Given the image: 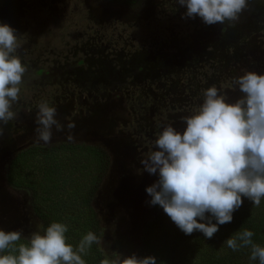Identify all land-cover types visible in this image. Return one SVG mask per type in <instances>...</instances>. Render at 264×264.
Wrapping results in <instances>:
<instances>
[{
    "label": "flooded vegetation",
    "instance_id": "flooded-vegetation-1",
    "mask_svg": "<svg viewBox=\"0 0 264 264\" xmlns=\"http://www.w3.org/2000/svg\"><path fill=\"white\" fill-rule=\"evenodd\" d=\"M68 1L0 0V24L16 30L22 43L16 54L27 69L23 82L32 79L27 86L36 94L24 115L21 99L13 105L16 117L8 124L26 131L18 117L35 121L42 101L56 108L64 126L84 112L97 118L63 132L53 128L49 145L39 144L31 128L30 147L74 145L67 139L73 134L72 140L80 141L75 145L102 149L109 136L116 141L114 161L119 160L109 169L130 166L134 172L156 150L154 141L165 126L183 130V118L194 114L204 90L215 86L233 102L235 78L246 71L264 74V0H248L238 21L211 26L198 17L182 18L186 8L176 0H78L85 10L83 28L63 35L60 46L39 48L28 29L31 21L39 12L64 15ZM112 113L120 121L113 117L103 123L104 114ZM6 126L1 141L7 139Z\"/></svg>",
    "mask_w": 264,
    "mask_h": 264
},
{
    "label": "clouds",
    "instance_id": "clouds-1",
    "mask_svg": "<svg viewBox=\"0 0 264 264\" xmlns=\"http://www.w3.org/2000/svg\"><path fill=\"white\" fill-rule=\"evenodd\" d=\"M186 8L182 18L197 17L205 25L235 22L248 7V0H176ZM15 29L0 24V135L15 119L13 105L19 101L23 77L27 71L16 54L19 48ZM242 95L228 102L215 86L203 92V102L194 114L184 117L183 130L167 125L157 134L156 150L142 159L144 170L158 180L146 188L151 205H159L185 234L194 231L211 239L219 226L231 223L233 213L247 198L259 207L264 198V74L246 71L234 79ZM55 107L47 101L38 104L34 129L38 141L51 143L53 128L64 131ZM74 129L75 124L67 125ZM67 139L71 141L70 134ZM209 214V215H206ZM215 220V223H213ZM204 221V222H199ZM68 228L51 223L43 234L33 232L28 243L20 231L0 230V264H85L92 244L100 238L88 232L76 250L66 243ZM254 233L244 229L225 243L233 251L251 248V259L264 264V247L252 240ZM17 254H13L16 253ZM100 264H157L154 256H123L115 253Z\"/></svg>",
    "mask_w": 264,
    "mask_h": 264
},
{
    "label": "trees",
    "instance_id": "trees-1",
    "mask_svg": "<svg viewBox=\"0 0 264 264\" xmlns=\"http://www.w3.org/2000/svg\"><path fill=\"white\" fill-rule=\"evenodd\" d=\"M77 157L80 158L79 161ZM78 163H82L80 170L84 169L87 179H73ZM110 163L106 152L99 147L64 143L51 147L32 146L29 150L13 156L5 169L9 186L24 189L29 195V204H32L31 208L33 207L40 224L38 228L42 232L53 222L62 223L65 219H70L72 227L65 233L66 243L76 250L80 240L88 232L95 233L101 240L98 212L93 209L92 201L95 191L109 173ZM67 185L70 189H65ZM41 194L45 202L47 195L64 196L58 202L54 198L53 204L46 208L43 201H40ZM64 204L69 207L68 212L60 215L59 210ZM54 206H58L56 212L52 210ZM164 216L163 223L154 225L147 231L146 237L143 235L141 238L138 257L154 256L157 264H259L258 259L250 258V247L233 251L227 247L225 241L248 229L254 233L253 242L264 247V198L261 199L259 207L253 206L251 201L244 198L243 205L233 213L232 222L220 225L219 233L217 236L214 234L211 239H206L199 231L185 235L166 213ZM165 226L167 229H164ZM21 242L27 244L28 240L21 239L17 246ZM100 244H92L86 254H81L85 264H100L101 260L109 258L102 252ZM0 254H8V250ZM13 254L18 255V252ZM193 255L194 258L191 257Z\"/></svg>",
    "mask_w": 264,
    "mask_h": 264
},
{
    "label": "rangeland",
    "instance_id": "rangeland-1",
    "mask_svg": "<svg viewBox=\"0 0 264 264\" xmlns=\"http://www.w3.org/2000/svg\"><path fill=\"white\" fill-rule=\"evenodd\" d=\"M82 8L84 7L80 1L71 0L65 3L64 7H62V11L65 12L64 15L54 16L48 12H39L35 20L31 21L30 27L28 28L30 33L35 36L37 46L41 49L49 50L53 46H60L62 44L60 39L63 35L69 32L74 34L80 31L84 26V22L80 20L85 13V10H81ZM38 11L39 10H37V12ZM31 17L32 16L30 15L28 18ZM18 44L19 46H22L19 39ZM24 79L25 76L23 77V81ZM35 81L38 82V78H36ZM26 83L27 85H30L32 79H26ZM27 85H25L24 82L22 83L19 98V100L21 99L22 106H26L23 107V115L25 111L30 109L26 104L30 103V99H33V97L36 96L35 92L29 89ZM233 88L235 90L232 94L234 102L239 98L238 95H242V93H240L238 86L235 84ZM89 117L90 115L87 112H84L76 118H73L76 119L75 122H73V119L71 118V123L80 124L86 119H89ZM113 117L120 121L118 114L112 113L104 114L103 118H105V120H103V123L108 122V120H111ZM96 119L95 115H91L89 120L95 121ZM28 120H30V118L21 121L20 116L17 119V123L20 127L28 126L26 131L18 132V126L15 127L8 124L9 132L7 139L5 138L4 141H1L2 137L0 135V230L5 232L20 231L22 234L21 239L23 240L30 238L33 232L40 231L41 234H43V232L38 228V226L40 227V224L34 215V211L32 210L33 207L31 208L32 204H29V195L24 189H17L9 186L7 183L5 167L7 163L10 162L12 154H19L29 150V147L32 144L31 139H33V136L31 135V128L33 132L37 125L35 121L31 120L27 122ZM113 123L118 124L119 122ZM120 124L123 125V122L121 121ZM104 137L106 142L108 139V144H103L102 150L106 152L107 159H110L111 163L113 161V163L118 165L119 160L115 159L114 161L113 156V152L116 150V145H114L116 141L109 136ZM10 138L12 139L10 140ZM15 138V142L12 143V140ZM52 141L53 140H51V142ZM77 141L71 140L70 142L76 144ZM38 142L41 145L50 144H44L42 141ZM81 143H83V141ZM77 158L74 160L77 161ZM79 160L80 158H78V161ZM81 165L82 163H78L77 168L75 167L73 174H75L76 171L77 173L73 176V179H78V177H80L81 180L83 177L87 179V174L84 169L80 170ZM131 165L134 166L136 164L132 162ZM129 169L130 166H128V169H119L114 172V168L111 166L107 175L109 177L102 181V184L93 195L92 207L98 212L97 216L101 227V250L109 258L113 256L114 252L120 253L123 256H131L135 254L138 257L141 250V238H143V235L146 237V233L150 228L156 224L160 225V223L165 221L162 207L151 205V197L146 192V188L155 183L159 177L149 174L144 170V167L134 172ZM83 173L85 175H82ZM73 174L71 173L70 175ZM72 184H70V187ZM68 185L65 189H70ZM78 190L81 193V189L79 188ZM64 194L60 195V197L47 195L46 202L42 197L43 194H41L40 201H43L42 204L48 208L49 205L53 204L54 198L55 201L58 202ZM68 208L67 204H64L59 210V212H61L60 215L66 214ZM52 210L56 212L58 206H54ZM62 224H65L68 230L72 227L70 219H65V222H62ZM164 229H167V227L165 226ZM218 233L219 231L215 233L216 236ZM217 241L220 243L219 240ZM191 257L194 258V255Z\"/></svg>",
    "mask_w": 264,
    "mask_h": 264
}]
</instances>
